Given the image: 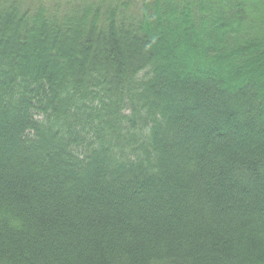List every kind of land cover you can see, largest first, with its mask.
I'll list each match as a JSON object with an SVG mask.
<instances>
[{
	"label": "trees",
	"instance_id": "trees-1",
	"mask_svg": "<svg viewBox=\"0 0 264 264\" xmlns=\"http://www.w3.org/2000/svg\"><path fill=\"white\" fill-rule=\"evenodd\" d=\"M0 264H264V0H0Z\"/></svg>",
	"mask_w": 264,
	"mask_h": 264
}]
</instances>
